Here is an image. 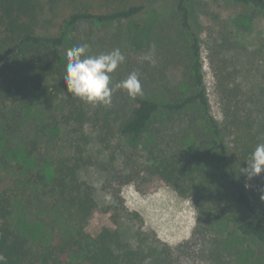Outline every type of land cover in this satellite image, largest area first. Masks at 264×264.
<instances>
[{
    "label": "trees",
    "instance_id": "obj_1",
    "mask_svg": "<svg viewBox=\"0 0 264 264\" xmlns=\"http://www.w3.org/2000/svg\"><path fill=\"white\" fill-rule=\"evenodd\" d=\"M228 1L264 13V0ZM59 3L65 4L68 13L57 22ZM46 8L49 18H43ZM169 21L175 36L169 38L165 55L186 62L187 90L159 78L162 99L148 98L152 79L145 68L136 71L142 95L135 98L116 90L111 104L104 106L68 94L59 123L79 142L54 162L53 176L47 182L37 176L39 195L45 197L41 206L46 211L57 210L61 225L55 219L50 223L56 234L49 244L31 243L11 226L14 191L0 186V264H185L176 255L178 249L135 229L134 221L142 220L123 207L128 217L115 213L113 228H103L95 235L85 231L97 201L91 184L80 178V170L89 165L106 169L104 158L115 165L125 153L121 141L136 145L147 135L156 136L159 144L149 149L147 157L137 159V164L181 197L194 199L201 233L212 222H226L232 226L229 235L239 238L249 253L246 264H264V173L248 179L241 171L255 147L264 143V125L252 108L241 103L237 90L224 83L220 88L224 119L217 122L211 116L200 60V27L189 0H0V120L8 121L11 116L19 121L33 98L45 111L53 109L56 94L48 81L64 82L66 52L78 44H90V25L127 27L128 46L139 53L137 40L147 38V24L156 22L157 28ZM85 25L89 35L83 39ZM214 45L218 58L226 44ZM14 128L18 131L17 124ZM86 129L96 134L99 143L90 153ZM185 134L196 141L195 166L181 154L179 141ZM114 138L117 142L112 143ZM195 176L198 184L188 183ZM257 190L260 196L251 201L250 195ZM214 241L210 260L230 264L222 254V239Z\"/></svg>",
    "mask_w": 264,
    "mask_h": 264
},
{
    "label": "rangeland",
    "instance_id": "obj_2",
    "mask_svg": "<svg viewBox=\"0 0 264 264\" xmlns=\"http://www.w3.org/2000/svg\"><path fill=\"white\" fill-rule=\"evenodd\" d=\"M189 1L196 24L200 27V60L211 116L217 122L224 119L220 93L224 83L230 90H237L241 103L245 102L246 108H252L264 125V13L228 0ZM67 13L65 4L59 3L55 20L60 21ZM49 17L46 8L43 18ZM156 25V22H149L145 28L147 38L142 36L137 40L139 53L128 46L130 34L127 27L90 25L92 33L88 54L98 55L119 48L125 62L111 74L112 86L126 79L130 73L146 68V75L152 79L146 96L158 102L163 94L159 78L171 87L186 91L188 68L186 62H176L166 56L168 40L175 36L174 25L170 21L157 28ZM81 30L82 38L86 39L88 26ZM223 42L225 48L217 58L213 54L214 44ZM48 83L56 94L52 110L45 111L33 98V103L25 109L19 121L11 116H8V121L0 120V186L14 191L11 226L31 243L41 245L49 244L52 235L56 234L50 223L55 219L59 226L61 221L57 210L46 211L41 206L45 197L39 195L41 187L37 176H44L47 182L53 176L54 162L66 157L73 144L79 142L59 123L64 100L69 94L65 82L50 80ZM116 90L120 89L113 92ZM14 124H17L18 131ZM86 132L90 135L87 145L90 153L99 143L96 134H90L88 129ZM115 142L116 138L112 140ZM121 142L125 153H121L115 165L104 158L108 165L106 169L105 166L89 165L80 170V178L91 184L97 201L94 215L85 227L88 234L95 235L103 228H113V215L117 212L128 217L121 210L123 207L129 213H137L142 220L141 223L134 221L135 229L155 236L174 250L178 249L176 255L185 264H215L216 259L210 260L208 255L217 238L222 239V254L230 264H246L249 253L239 238L229 235L231 225L212 222L201 233L194 199L189 195L181 197L158 176L137 164V159L147 157L149 149L159 144L156 136L147 135L136 145L129 140ZM179 143L183 157L195 166L192 161L196 149L194 137L185 134ZM195 177L188 183L197 185L199 177ZM259 194L257 190L250 195V200L257 199Z\"/></svg>",
    "mask_w": 264,
    "mask_h": 264
},
{
    "label": "clouds",
    "instance_id": "obj_3",
    "mask_svg": "<svg viewBox=\"0 0 264 264\" xmlns=\"http://www.w3.org/2000/svg\"><path fill=\"white\" fill-rule=\"evenodd\" d=\"M89 45L78 44L66 52V72L64 82L67 93L91 103L109 106L115 89H122L135 98L142 95V85L136 72L112 86L111 74L125 62L119 48L98 55L88 54ZM247 167L241 169L248 179L264 173V143H259L251 153ZM247 188L248 185L246 184ZM264 199V197H262ZM3 257H0V262Z\"/></svg>",
    "mask_w": 264,
    "mask_h": 264
}]
</instances>
